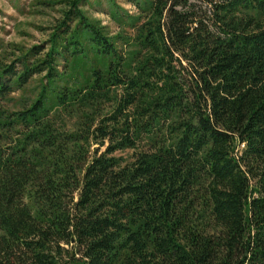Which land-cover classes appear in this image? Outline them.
<instances>
[{"label": "trees", "instance_id": "1", "mask_svg": "<svg viewBox=\"0 0 264 264\" xmlns=\"http://www.w3.org/2000/svg\"><path fill=\"white\" fill-rule=\"evenodd\" d=\"M126 1L0 59V264H264V0Z\"/></svg>", "mask_w": 264, "mask_h": 264}, {"label": "rangeland", "instance_id": "2", "mask_svg": "<svg viewBox=\"0 0 264 264\" xmlns=\"http://www.w3.org/2000/svg\"><path fill=\"white\" fill-rule=\"evenodd\" d=\"M71 0H0V59L19 54V51L44 45L54 27L63 18V12ZM88 0L82 9L111 36L120 32L132 34L129 28L121 29L111 17V9L118 7L135 15V6L126 0ZM41 77L33 78L28 85L14 92L8 103L10 109H19L35 98ZM121 154V153H120ZM130 157L131 152L122 153Z\"/></svg>", "mask_w": 264, "mask_h": 264}, {"label": "built area", "instance_id": "3", "mask_svg": "<svg viewBox=\"0 0 264 264\" xmlns=\"http://www.w3.org/2000/svg\"><path fill=\"white\" fill-rule=\"evenodd\" d=\"M243 147H244V145L241 146V148H243Z\"/></svg>", "mask_w": 264, "mask_h": 264}]
</instances>
